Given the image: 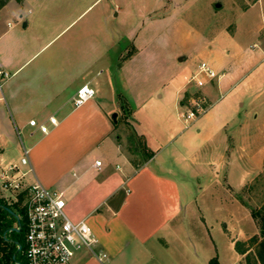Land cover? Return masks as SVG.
<instances>
[{
	"label": "crops",
	"instance_id": "obj_1",
	"mask_svg": "<svg viewBox=\"0 0 264 264\" xmlns=\"http://www.w3.org/2000/svg\"><path fill=\"white\" fill-rule=\"evenodd\" d=\"M196 1L0 0V61L13 73L0 100V174L17 164L28 171V182L71 198L99 196L76 220L88 221L107 257L81 250L74 264H210L215 257L219 264L246 263L247 250L237 249L247 230L236 231V196H227L232 209L221 216L222 197L206 194L205 185L220 182L225 161L214 154L221 143L228 149L230 124L209 110L228 95L247 96L264 80V0L246 7L248 33L259 38L253 47L236 45L245 28L238 23L233 29L195 26ZM256 5L261 22L253 27ZM204 59L219 74L197 75L198 85L191 78ZM83 84L96 94L76 107ZM197 93L209 108L186 120L182 108ZM246 113L233 123L248 121ZM31 119L50 131L41 132ZM124 120L144 139L138 161L123 148ZM56 165L73 170L72 178L57 181L36 171ZM192 179L202 184L201 195L183 196Z\"/></svg>",
	"mask_w": 264,
	"mask_h": 264
},
{
	"label": "rangeland",
	"instance_id": "obj_2",
	"mask_svg": "<svg viewBox=\"0 0 264 264\" xmlns=\"http://www.w3.org/2000/svg\"><path fill=\"white\" fill-rule=\"evenodd\" d=\"M254 1L256 0H197L196 6L190 12V16L195 26L206 28V30H216L218 26L233 29L238 23L245 28L236 35V45L253 47V43L258 41L259 38L256 34L248 33V9L246 10V7ZM217 4L220 5L218 6ZM261 9V5H256L251 9V24H253V27L261 22ZM195 10H198L199 14ZM224 43L227 46L230 44L229 41H225L222 44L224 45ZM228 51H230V47L225 49V54H228ZM207 59L204 60L208 61L212 66L213 64ZM217 70L215 69L218 76L219 70ZM256 93H259V95L257 96ZM204 96L202 93L195 94V99H193L191 105L200 99L203 109H208L210 102ZM218 97L215 96L214 99ZM241 102L246 103V105L242 106ZM246 111H248V121L242 119L234 124V118L245 116L247 114ZM129 113V107L126 106L123 109V118L128 117ZM209 113H212L214 118L221 115L224 116L225 119L230 121V124L227 126L228 149L221 143L219 154H214L217 160H220L221 156H223L222 160L225 161V165L221 166V177L218 179L220 182L214 185H205L206 194L208 196H213L214 194L222 197L221 216L229 208L232 209V205L230 207L228 199H226L227 196H236L238 206L235 223L236 231H239L240 228L247 230V236L238 240L240 248L247 250L246 253H243L244 259L242 260L246 262L245 264H259L258 250L262 236L261 232L258 231L259 233H257L255 230L258 227L261 231V228L258 219L252 215L251 211L253 208L261 209L264 207V80L260 81L257 89L250 92L247 96L238 99L237 95L234 94L221 99L216 106L209 110ZM201 114L198 111L197 116ZM124 121L126 123V136L123 140V148L130 158L138 161L140 156H143L144 139L134 133L133 124L130 121ZM194 128L192 127L191 130H194ZM23 136L27 140L26 135L23 134ZM136 149H142L141 153L139 151L140 155H137ZM36 171L57 181L61 179L64 181L73 176V170L57 165L41 169L37 168ZM230 174L231 184L228 180ZM188 188L189 192L184 191L183 196H200L202 193V184L198 183V179H192ZM65 197L68 199L67 213L75 220L85 213L99 198V196L87 195L74 196L72 198L66 195ZM225 223V221L220 223L222 230L225 229ZM17 224L18 220L16 219L14 227H17ZM8 238H11L10 233ZM257 239V242L254 241ZM23 241L25 242V238ZM219 246L223 256V253L225 254L227 251L223 248L222 240H220ZM226 256H224V259ZM230 260L231 263L225 262V264H242L243 262L236 258H231Z\"/></svg>",
	"mask_w": 264,
	"mask_h": 264
},
{
	"label": "built area",
	"instance_id": "obj_3",
	"mask_svg": "<svg viewBox=\"0 0 264 264\" xmlns=\"http://www.w3.org/2000/svg\"><path fill=\"white\" fill-rule=\"evenodd\" d=\"M12 72L0 61V100H5L4 89ZM210 78L217 76L216 71L207 61L200 62L197 74L191 79L198 85H203L197 75ZM96 90L90 84H83L74 96V105L79 107L92 99ZM200 100V99H199ZM191 106H182V116L194 119L197 113H204L200 101ZM50 122L57 124V118L51 117ZM30 124L37 126L41 132L50 131L47 123L31 119ZM29 150L24 148L22 164L28 163ZM96 166L102 165V160L95 161ZM28 171H23L17 164H12L0 174V192L5 199L18 204L26 217L25 256L27 264H74V257L81 250H90L99 260H104L107 253L97 249L98 238L86 219L75 220L67 213L68 200L63 191L50 188L41 182H28ZM17 214V213H16ZM20 216L17 214L22 228Z\"/></svg>",
	"mask_w": 264,
	"mask_h": 264
},
{
	"label": "trees",
	"instance_id": "obj_4",
	"mask_svg": "<svg viewBox=\"0 0 264 264\" xmlns=\"http://www.w3.org/2000/svg\"><path fill=\"white\" fill-rule=\"evenodd\" d=\"M5 206L10 207L20 216L22 228L15 230L14 222L17 219ZM18 210V212H17ZM24 210L18 204H12L8 202L0 192V264H27L25 256V229H26V217L23 214ZM252 215L258 219L261 228V240L259 241L258 257L262 264H264V207L261 209L253 208ZM11 234V238H8V234ZM254 241H258L254 240ZM19 244L22 245L19 249ZM237 249L240 252H245L240 248L239 242H237ZM210 264H219L218 259L215 257L210 260Z\"/></svg>",
	"mask_w": 264,
	"mask_h": 264
},
{
	"label": "water",
	"instance_id": "obj_5",
	"mask_svg": "<svg viewBox=\"0 0 264 264\" xmlns=\"http://www.w3.org/2000/svg\"><path fill=\"white\" fill-rule=\"evenodd\" d=\"M218 6L220 5V4H217ZM117 114L115 113L113 116L115 117ZM5 208H7L14 216H16L17 217V214H16V212L14 211V210H12L10 207H8V206H5ZM13 229H15V230H20V228H17V227H14ZM19 249H21V245L19 246Z\"/></svg>",
	"mask_w": 264,
	"mask_h": 264
}]
</instances>
